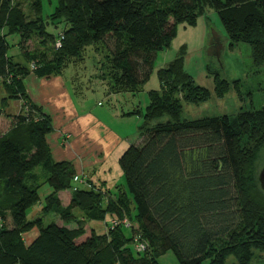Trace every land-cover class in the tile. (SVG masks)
Returning a JSON list of instances; mask_svg holds the SVG:
<instances>
[{
    "label": "trees",
    "instance_id": "16d2710c",
    "mask_svg": "<svg viewBox=\"0 0 264 264\" xmlns=\"http://www.w3.org/2000/svg\"><path fill=\"white\" fill-rule=\"evenodd\" d=\"M207 6L217 11L229 47L246 42L254 63L264 64V0H57L48 20L43 0H33L29 13L19 1L0 0V114L9 116L10 101H22L0 135V264H161L159 257L168 251L179 264H253L263 257L258 254L264 253V190L257 160L264 150V105L234 116L182 120L183 101L201 103L211 94L184 70L180 54L159 69L160 89L148 93L141 140L119 159L124 185L112 191L91 183L73 190V164L55 161L47 142L51 117L24 87L31 71L61 74L86 47L100 45L105 58L98 76L108 92L135 93L149 79L157 53L170 45L177 24L195 25ZM51 23H64L53 59L42 54L30 70L9 56L7 35L20 36L28 59L33 54L25 43L32 34L54 45L58 36L47 31ZM213 74L215 94L223 97L230 84ZM135 113L141 111L130 112ZM44 184L52 191L42 212L57 211L60 222L27 218ZM65 189H72L67 206L58 197ZM111 219L118 225L111 227ZM71 220L76 226L67 225ZM91 220L103 221L105 230L87 235L84 224ZM34 230L26 241L25 234ZM138 234L143 251L134 248Z\"/></svg>",
    "mask_w": 264,
    "mask_h": 264
},
{
    "label": "rangeland",
    "instance_id": "374dc122",
    "mask_svg": "<svg viewBox=\"0 0 264 264\" xmlns=\"http://www.w3.org/2000/svg\"><path fill=\"white\" fill-rule=\"evenodd\" d=\"M14 1H19L26 13L30 12L33 0ZM56 4L57 0H43L42 15L46 20H48V14L52 13ZM28 17L32 19V15ZM63 24H47V31L53 33L54 36H58L59 32L64 31ZM214 35L220 37L223 45L221 56H218L213 51L214 49L211 48L210 42ZM6 40L9 43V56H12L16 62L29 65L30 70L35 68L36 62L42 60V54L46 56L47 60L53 59L55 54V45L52 44L51 40L49 38L44 39V37L38 38L37 32L32 34L25 43V49L31 50L33 54L31 59H28L22 53L19 45L21 41L19 35H7ZM180 54H183L184 70L193 78L197 85L207 88L211 94V97L205 102L192 103L183 101L182 120H193L224 114L234 116L242 109L260 108L264 105V64L257 65L254 63L252 48L246 42H239L233 48L229 47V39L218 13L209 6L205 7L203 12L198 15L195 25H188L187 23L177 24L176 34L172 38L170 45L157 53L149 79L142 84L141 90L135 93H122L120 95L107 93L106 83L100 80L98 76L101 74L99 60L105 58V51L100 45L86 47L82 53V58H74L73 60L75 61L69 63L62 74L63 77L71 81L72 89L73 91L75 90L77 96H84L89 104L95 105V110L100 109V112L102 110V114L100 113L101 118L114 131L123 135L122 145L127 148L130 144L137 143L141 139L139 126L142 124L143 118L140 115L144 113L145 106L149 101V91L160 89L159 69L166 67L170 61ZM214 71L230 84L229 91L223 97H218L215 94ZM20 104H22L20 100L17 103L11 101L10 108H7L8 112L15 111L20 107ZM134 108L135 110H140L141 113L127 114L126 117L120 115L122 109L127 111ZM1 118L0 133L9 127L7 119L5 117ZM111 164L115 175L112 181H115L116 185H124L125 177L119 167V163L115 165L112 160ZM263 165L264 150L257 160V167L261 169ZM119 170L121 175H119ZM37 171H41V168H37ZM94 183L95 185L98 184L99 180L94 179ZM47 188L49 186L46 184L39 190L42 203H37L33 206L34 209L32 211L28 210L27 214V218L30 220L42 216L45 225L51 222H60L61 220L55 210L46 214L42 212ZM115 189L116 187H112L110 190L114 191ZM35 209L36 212L33 211ZM88 222L84 224L85 228H87V233L92 231L87 225ZM91 223L98 228V232L102 231L100 228L104 226L103 221L91 220ZM68 225L69 227L76 226V222L71 220ZM36 233V230L26 233V241H31ZM258 255L264 257V253H259ZM232 260V257L228 258V262ZM159 262L161 264H179L171 251L159 257ZM207 263L205 260L202 264Z\"/></svg>",
    "mask_w": 264,
    "mask_h": 264
},
{
    "label": "crops",
    "instance_id": "0c3cea01",
    "mask_svg": "<svg viewBox=\"0 0 264 264\" xmlns=\"http://www.w3.org/2000/svg\"><path fill=\"white\" fill-rule=\"evenodd\" d=\"M62 73L52 76H38L31 71L24 79L25 91L30 99L40 106L44 113L51 117L53 130L47 135V142L51 148L52 157L55 161L71 162L80 179L94 185V179L99 180V183L96 184L97 186L103 188V190L112 189V187L118 185H116L115 181H112L115 175L111 161L113 160L115 165H117L121 155L126 150V147L122 145L124 140L123 135L114 131L113 128L103 121L100 116L102 110L101 112L99 111L100 109L95 110V105L89 104L84 96L79 97L75 94L71 81L63 77ZM111 94L120 95L122 93ZM13 102L17 103L19 100H14ZM10 104L11 101L7 107L8 109L10 108ZM8 109H6L7 112ZM20 109L21 104L15 111H9V116L0 114V123L2 122L1 117H5L9 122V127L0 133V135L11 127L13 117L20 112ZM133 110L135 108L127 111L122 109L120 115L126 117ZM140 116H142V113ZM119 175H121L120 170ZM74 186L83 187V184L73 180L72 188ZM51 191L50 187L47 188L46 196ZM71 195L72 189L59 191L58 197L63 206L68 205ZM39 203H42L41 199ZM32 209L34 208L32 207L30 210L32 211ZM33 211L36 212V209ZM108 219L107 217L105 221ZM7 222H9V219ZM90 222L87 224L90 229L98 232V228L92 223L90 224ZM105 228L106 224H104L103 228H100L102 230L100 233ZM85 229L86 234L89 235L91 232L87 233V228Z\"/></svg>",
    "mask_w": 264,
    "mask_h": 264
},
{
    "label": "built area",
    "instance_id": "2783aa9c",
    "mask_svg": "<svg viewBox=\"0 0 264 264\" xmlns=\"http://www.w3.org/2000/svg\"><path fill=\"white\" fill-rule=\"evenodd\" d=\"M63 38H64L63 32H60L59 35H58V37H57V39H56V41H55V44H54L55 45V48L61 47L62 39ZM73 180L75 182H81L83 184V188H91L92 187V184L90 182L84 181V180L80 179V176L78 174H76L74 176ZM72 189L73 190H77L78 187L77 186H74ZM122 222L125 224V226H128V227L131 226V223H130V221L127 218H124L122 220ZM118 223H119V221L117 219H111V222H110L111 227L118 225ZM134 246H135V249L137 251H143L146 248V244H145L144 241L141 240V236L139 234L137 236H135Z\"/></svg>",
    "mask_w": 264,
    "mask_h": 264
},
{
    "label": "water",
    "instance_id": "95a60500",
    "mask_svg": "<svg viewBox=\"0 0 264 264\" xmlns=\"http://www.w3.org/2000/svg\"><path fill=\"white\" fill-rule=\"evenodd\" d=\"M210 45L212 46L211 48H213L215 51V53L218 55V56H221V51L223 49V45L220 41V37L217 36V35H214L212 38H211V42H210ZM212 51V50H211ZM259 182L261 184V187L263 188L264 190V165L262 166V168L260 169L259 171ZM229 264H234V263H229ZM253 264H264V257H261V258H257L254 260Z\"/></svg>",
    "mask_w": 264,
    "mask_h": 264
}]
</instances>
